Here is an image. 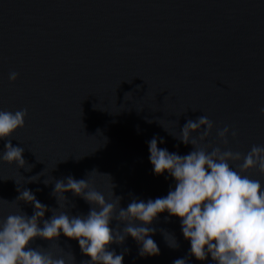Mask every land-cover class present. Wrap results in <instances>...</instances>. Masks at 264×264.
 Wrapping results in <instances>:
<instances>
[{
  "label": "water",
  "instance_id": "95a60500",
  "mask_svg": "<svg viewBox=\"0 0 264 264\" xmlns=\"http://www.w3.org/2000/svg\"><path fill=\"white\" fill-rule=\"evenodd\" d=\"M261 107L264 0H0V110L28 111L11 141L24 148L25 167L0 161V200L9 202L0 204V219L18 208L33 214L30 204L13 206L18 188L58 208L54 184L43 181L84 179L93 170L111 177L94 181L100 191L112 182L121 207L132 197L166 196L175 181L154 174L148 150L153 136L164 140L158 147L187 154L192 146L173 135L188 119L206 115L216 127L235 129L229 147L247 152L264 145ZM208 142L219 143L215 129ZM6 143L0 140V152ZM39 174L38 182H28ZM65 195L71 215L88 214L91 206L82 198ZM152 227L158 256L140 257L131 237L109 250L123 253V264L180 258L212 264L210 257L200 262L190 256L178 218L162 213ZM161 230L179 247L170 248ZM55 243L73 254L75 264H88L76 240L61 234ZM31 247L58 251L39 238Z\"/></svg>",
  "mask_w": 264,
  "mask_h": 264
},
{
  "label": "clouds",
  "instance_id": "9594fccd",
  "mask_svg": "<svg viewBox=\"0 0 264 264\" xmlns=\"http://www.w3.org/2000/svg\"><path fill=\"white\" fill-rule=\"evenodd\" d=\"M17 79V72L9 73L10 82ZM259 112L264 116V107ZM27 115V109L0 110V140L7 141L0 161L8 165L25 167L24 148L11 141L24 128ZM214 129L219 143L208 142ZM173 136L192 150L180 155L158 147L163 138L153 136L148 141L154 174L167 173L175 181L166 196L147 201L132 197L126 208L121 207L122 197L114 195L112 182L106 191L98 190L94 177L107 175L96 170L79 180L71 175L51 183L44 180L46 186L54 184L52 195L58 208L49 209L31 190L18 188L13 206L23 202L34 211L28 216L18 208L0 219V264H75L73 254L55 243L61 234L78 242L82 254L89 257L88 264H123L124 254L109 247L123 245L128 237L139 245L140 257L158 256L152 225L165 212L180 220L183 237L190 242V256L197 261L210 257L212 264H264V145L253 144L247 152L233 150L229 137L235 139L236 130L228 125L216 127L206 115L188 119L179 136ZM40 176L28 182H38ZM65 193L88 203V214L71 215ZM0 204L9 202L0 200ZM48 211L51 218L44 219ZM161 233L170 248L179 247L173 234ZM37 238L49 241L58 251L31 247ZM173 264H188V259H176Z\"/></svg>",
  "mask_w": 264,
  "mask_h": 264
}]
</instances>
